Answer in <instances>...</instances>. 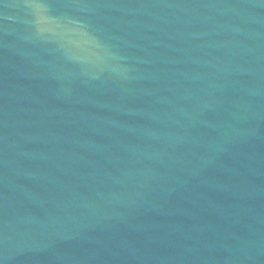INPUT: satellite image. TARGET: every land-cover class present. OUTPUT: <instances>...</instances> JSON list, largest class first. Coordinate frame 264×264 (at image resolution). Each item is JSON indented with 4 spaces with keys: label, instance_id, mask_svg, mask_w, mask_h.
<instances>
[{
    "label": "water",
    "instance_id": "1",
    "mask_svg": "<svg viewBox=\"0 0 264 264\" xmlns=\"http://www.w3.org/2000/svg\"><path fill=\"white\" fill-rule=\"evenodd\" d=\"M0 264H264V0H0Z\"/></svg>",
    "mask_w": 264,
    "mask_h": 264
}]
</instances>
